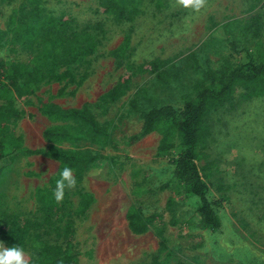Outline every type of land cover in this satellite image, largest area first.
I'll list each match as a JSON object with an SVG mask.
<instances>
[{"label":"rangeland","instance_id":"obj_1","mask_svg":"<svg viewBox=\"0 0 264 264\" xmlns=\"http://www.w3.org/2000/svg\"><path fill=\"white\" fill-rule=\"evenodd\" d=\"M39 1L46 11L72 16L79 27L101 20L106 30L96 51L72 67L76 75L88 73L83 82L77 87L65 80L39 84L24 99L15 100L13 108L23 115L8 124L7 129L21 146L43 148L41 131L50 122L39 112L42 103L53 102L63 108L88 104L94 119L112 141L110 145L83 136L75 144L102 158L74 189L65 190L66 212L58 225L68 224L72 229L68 241L74 256L72 264H145L156 252L160 236L167 247L169 264H264V96L224 106L207 118V135L195 162L200 174L206 175L209 196L218 197L213 187L217 181L223 186V201L218 211L221 228L217 232L195 226L197 217L190 213V203L181 204L177 200L172 211L165 206L168 196L176 198L175 191H158L157 185L170 182L168 162L178 148L157 156L159 134L152 131L138 135L139 112L158 104L180 106L182 97L192 93L200 70L214 68L222 57L235 65L254 60L252 43L245 40L240 26L259 14L260 40L264 42V0H208L199 14L184 9L172 15L156 14L146 6L132 21L120 24L99 13L96 0ZM25 4V0H0V29L10 18L19 16V9ZM212 22L229 24L233 34L230 38L237 40V51L209 35ZM125 34L129 35V62L137 65L157 59L159 69L170 77L166 84L160 85L153 73H135L125 93L99 109L96 100L123 72L124 68L115 64L110 51ZM189 54L195 57L193 65ZM26 58L27 50L7 54V59L24 62ZM60 88L62 93L58 92ZM137 135L135 140H130ZM60 146L71 147L68 142ZM203 166L204 173L200 169ZM56 168L53 159L27 155L1 170L0 213L30 221L34 228L25 243L3 242L5 247L21 246L31 258L39 241L54 240L55 232L51 231L54 224L42 221L40 195L47 189ZM137 183L147 191L138 203L141 213L160 216L142 234L131 233L125 219L126 209L135 201L132 191ZM77 188L91 197L83 212L78 210ZM172 215L178 220L174 225L168 223Z\"/></svg>","mask_w":264,"mask_h":264},{"label":"trees","instance_id":"obj_2","mask_svg":"<svg viewBox=\"0 0 264 264\" xmlns=\"http://www.w3.org/2000/svg\"><path fill=\"white\" fill-rule=\"evenodd\" d=\"M20 15L10 18L3 29H0V172L16 158L27 155H41L57 162L53 177L47 189L40 195L42 203L40 213L42 221L54 224V240H42L37 244L30 264H72L74 256L68 247L71 227L68 224L58 225L66 212V192L61 203H56L53 192L59 172L68 166L72 168L77 183L89 172L102 155L81 150L75 144L83 137L100 139L112 145L106 130L94 119L88 104L63 108L53 102H44L39 112L50 122L41 131L45 141L43 148H25L8 133V124L15 123L22 117V112L13 108L16 99L22 100L42 83L63 81L79 86L87 77L83 71L76 75L72 67L80 65L92 55L105 38V28L101 20L77 26L72 16L55 15L44 10L39 0H25ZM97 11L109 17L114 24L130 22L144 7H150L156 14L172 15L182 12V8L173 9L171 0H96ZM175 10V11H174ZM247 42L252 43L254 60L245 65H235L222 57L214 68L200 70L199 79L192 86V93L182 97L180 106L158 104L139 112L141 120L138 135L156 131L159 139L155 155H165L177 147L176 155L169 159L168 175L170 182L157 185V190L173 189L176 198L168 196L165 206L172 211L179 203H190V213L196 215L195 226L202 230L217 232L221 228L218 214L223 201V186L216 182L213 187L218 197L209 196V186L196 165L197 151L202 148L207 135V118L224 106H232L243 101L264 96V42L260 40L262 22L260 15L255 14L240 26ZM209 35L220 38L221 42L233 51H237V40L229 24L217 25L212 22ZM129 35L125 34L119 44L110 51L117 66L123 67L116 83L104 92L95 102V106L104 109L108 103L117 100L128 88L130 78L135 73H153L155 81L164 85L170 74L159 69L158 60L151 59L141 64L127 60ZM5 50H3V48ZM19 49L27 50L26 61L7 59V54ZM3 52V53H2ZM193 65L195 57L188 56ZM193 63V64H192ZM62 88L59 93H62ZM135 108L133 102L132 105ZM137 136L130 137L135 140ZM176 141V142H175ZM68 142L71 147H62L60 143ZM206 167L200 169L204 173ZM140 184L132 191L135 199L125 211L129 231L142 234L160 220L157 213L143 215L139 208L142 193ZM79 195V212L89 205L91 197L82 192ZM264 216V212H263ZM177 218L173 215L168 223L174 225ZM46 224V223H45ZM30 221H21L12 214L0 213V241H17L25 243L28 234L34 230ZM156 252L152 253L145 264H169V254L163 238L160 236Z\"/></svg>","mask_w":264,"mask_h":264},{"label":"clouds","instance_id":"obj_3","mask_svg":"<svg viewBox=\"0 0 264 264\" xmlns=\"http://www.w3.org/2000/svg\"><path fill=\"white\" fill-rule=\"evenodd\" d=\"M208 0H171L172 8H182L193 14H199L207 6ZM76 178L73 175L72 168L65 166L59 172V179L56 181L53 196L56 203L63 201L65 190H71L76 187ZM0 264H30V258L21 246L5 247L0 242Z\"/></svg>","mask_w":264,"mask_h":264}]
</instances>
